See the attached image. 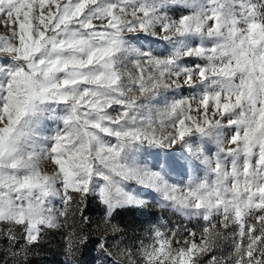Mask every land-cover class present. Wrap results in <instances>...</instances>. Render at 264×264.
Listing matches in <instances>:
<instances>
[{
  "label": "snow or ice",
  "instance_id": "obj_1",
  "mask_svg": "<svg viewBox=\"0 0 264 264\" xmlns=\"http://www.w3.org/2000/svg\"><path fill=\"white\" fill-rule=\"evenodd\" d=\"M172 5L191 11L172 18ZM0 28V264H22L70 204L97 200L107 220L142 205L124 181L204 222L157 230L139 264H219L230 236L233 264H264V0H0ZM185 85L199 95L161 92ZM157 119L172 131L157 137ZM177 143L188 155L160 171L137 160ZM197 161L203 179L169 183Z\"/></svg>",
  "mask_w": 264,
  "mask_h": 264
},
{
  "label": "rangeland",
  "instance_id": "obj_2",
  "mask_svg": "<svg viewBox=\"0 0 264 264\" xmlns=\"http://www.w3.org/2000/svg\"><path fill=\"white\" fill-rule=\"evenodd\" d=\"M165 11L168 16L177 18L189 14L191 10L182 5H172ZM3 34H5L4 29L0 28V35ZM165 46L168 49L172 47L165 40H161L154 47L158 52H163ZM182 62L190 64L191 60L185 58ZM134 71L133 64L127 63L125 72ZM161 92L169 98V102L171 99L181 97L190 99L199 95L198 90L193 91L186 85L182 89H161ZM193 106L195 107V105ZM159 107L162 108L163 105L160 104ZM48 124L51 128H55V124L52 122H48ZM164 124L165 126H160L157 119V137L172 131L171 127L166 126L168 121L165 120ZM207 146L212 149L209 155L214 158L215 144L209 143ZM169 153L180 157L181 153L188 155V150L183 148L180 143L164 148L147 147L146 145L137 154V160L143 167L160 171V168H154L153 165L158 160L163 161ZM189 158L194 160L192 157ZM183 162L181 160V163ZM205 175V169L197 161L196 167L192 164L186 165V174L182 169L179 172H171L167 178L169 183L174 184L177 189H181L188 184L190 177L203 179ZM124 185L126 190L138 196L144 203L119 209L110 220L106 219L105 208L97 200L85 201L79 210L76 209L75 204H70L67 214L59 216L58 226L46 230L42 239L27 256L20 254L17 259L22 261V264H129L128 255L131 253L139 264L141 245H150L157 230L166 235L171 233L186 235L189 230L200 231L204 223L202 219L178 213L167 207V202L153 189L145 188L135 181H124ZM177 195H179V191ZM53 207L57 212H60L64 206L57 199L53 202ZM113 226L117 230L114 231ZM0 228H3L2 224H0ZM220 230L224 231L222 228ZM231 239L230 236L227 240H221L219 247L215 249L219 264H233L235 256ZM101 244H104L105 248H101ZM173 246L175 247V245ZM7 248L8 245L4 238L0 237V250H7ZM108 252H111L112 255H108ZM8 259H12L11 255Z\"/></svg>",
  "mask_w": 264,
  "mask_h": 264
}]
</instances>
